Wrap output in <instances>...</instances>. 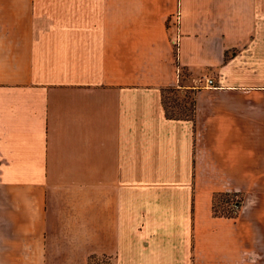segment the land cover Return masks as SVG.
I'll list each match as a JSON object with an SVG mask.
<instances>
[{"label": "crops", "instance_id": "crops-1", "mask_svg": "<svg viewBox=\"0 0 264 264\" xmlns=\"http://www.w3.org/2000/svg\"><path fill=\"white\" fill-rule=\"evenodd\" d=\"M0 264H264V0H0Z\"/></svg>", "mask_w": 264, "mask_h": 264}, {"label": "rangeland", "instance_id": "rangeland-1", "mask_svg": "<svg viewBox=\"0 0 264 264\" xmlns=\"http://www.w3.org/2000/svg\"><path fill=\"white\" fill-rule=\"evenodd\" d=\"M173 43L176 44L177 41L176 39L173 40ZM202 81H198L196 82V86H204ZM163 103L165 106V109L167 111V113H171L173 115H179V116H190L193 112V93H192V89H186L181 90L180 88H176L175 86H170L167 87L163 90ZM229 195V199L226 200L225 195H219L220 196V200H218V195H215V208L217 209V211H223V213H231V212H235L237 207H238V203H239V194H235V195ZM231 198L238 200V203L232 202ZM232 199V200H233ZM219 213V212H217Z\"/></svg>", "mask_w": 264, "mask_h": 264}, {"label": "built area", "instance_id": "built-area-1", "mask_svg": "<svg viewBox=\"0 0 264 264\" xmlns=\"http://www.w3.org/2000/svg\"><path fill=\"white\" fill-rule=\"evenodd\" d=\"M178 18H179V13L177 12V15H176V21L178 22ZM201 83H203L204 86H212V85H215V81L212 77H207L206 79H198V81H202Z\"/></svg>", "mask_w": 264, "mask_h": 264}, {"label": "trees", "instance_id": "trees-1", "mask_svg": "<svg viewBox=\"0 0 264 264\" xmlns=\"http://www.w3.org/2000/svg\"><path fill=\"white\" fill-rule=\"evenodd\" d=\"M174 51H176V49H174ZM164 89H165V88H164ZM164 89H163V90H164ZM167 114H169V115H171V116L173 115V114H171V113H167ZM174 116H177V115H174ZM178 116H179V115H178ZM215 195H218V198H219L218 200H220V201H221L222 198L220 199V196H219V195H225L226 197L228 196V197L226 198V200H228V199L230 198L229 195H228L227 193H218V194H215ZM215 203H216V202H215V196H214V198H213V210H214L216 213H217V212H219V213H223V211H217V209L215 208ZM89 262H90V260H89Z\"/></svg>", "mask_w": 264, "mask_h": 264}]
</instances>
